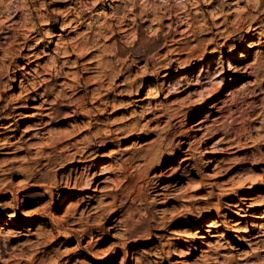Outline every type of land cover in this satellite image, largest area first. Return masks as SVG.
I'll return each instance as SVG.
<instances>
[{"label": "rangeland", "instance_id": "obj_1", "mask_svg": "<svg viewBox=\"0 0 264 264\" xmlns=\"http://www.w3.org/2000/svg\"><path fill=\"white\" fill-rule=\"evenodd\" d=\"M0 1L3 2L0 6L3 11V14L0 12V32L17 29L22 35L35 26L48 29L51 26L43 25L41 21L47 22L50 18L55 23L52 31H59L64 21L73 24L60 36L44 39L38 35L27 44L1 38L0 131L4 134L0 136V146L6 148L0 152V219L8 221V225L0 223V264H122L124 259V264H264L262 242L256 243L257 239L252 238L264 231V201L258 205L260 199L264 200V26L254 29L258 22L264 21V0H194L198 2L191 4L190 10L201 30L195 36L183 35V46L187 47L183 57L189 64L163 69L167 61L177 57L175 53L162 60L163 66H153L155 60L150 65L145 59L140 63L128 61L132 68L120 78L107 80L102 87L106 88L103 92L110 90L111 104L118 105L122 99L125 103L118 112H112L113 107L109 106L102 116L98 127L105 133L135 123L156 103H162L158 105L162 109L160 114L169 113L159 121L143 126L152 117L146 116L136 131L114 133L100 150L110 154L104 161L111 163L114 158H127L133 153L150 157L154 154L157 159L145 169L146 172L143 169L145 158L127 165L126 175L130 179L125 184L150 174L171 185L169 193L172 194L152 193L144 200L129 201L123 208L117 206L119 202L112 205V197L107 196L109 192H129L123 182L100 183L96 190H89L95 195V200L89 201L79 189H62V175L71 168L75 169L73 175L79 174L82 163L63 164L57 177L54 174L58 166L46 165L42 154L45 141L61 139L65 144L73 137H89V119L77 121L78 113L72 109L59 116H48L44 115L46 110L43 112L32 106L44 101L45 106L71 104L75 109L86 101L84 92L77 88H99L97 79L101 72L112 70L109 67L107 71V68L84 71L93 66L89 60L97 59L96 62L103 65L123 48L130 51L141 46L142 42L152 45L163 41L171 30L176 38H180V32L187 28L183 17L184 0ZM116 11L120 16L128 14L126 31L116 25L120 21L113 15ZM39 14L43 17L39 18ZM171 16L175 21H182L171 24ZM134 18H137L136 22ZM104 23L116 27L109 31L104 28ZM251 33H256V37L246 43ZM86 34L92 36L90 43L93 40L96 44L95 50L82 57L74 53L56 58V47H62L71 39L83 42ZM0 35L3 37L6 33ZM245 43L249 46L246 47ZM168 49L160 50V55H166ZM4 51L10 52L8 57H4ZM240 52L244 60H238ZM220 53L224 55L220 62H206V58L214 59ZM127 55L128 52L118 59L113 58L118 68ZM229 62L250 66L252 73L242 78L236 74L238 82L232 87L224 88L232 79L225 74L213 82H205L208 78H203L205 83L198 84L200 76L216 75L220 69L225 71ZM23 66L26 68L20 69ZM21 79L26 87L33 88L34 83L38 89L18 95ZM78 82L81 83L79 87ZM155 89L161 93L158 100L152 98ZM131 91H134L132 97L125 95ZM97 95L96 92L89 93L87 100H95ZM51 118L61 122L48 124L44 134L33 137L37 132L33 130L36 123L50 122ZM201 120L202 130L199 129L201 125H194ZM168 131L171 134L167 135ZM180 140L186 143L174 151L172 148ZM31 142L35 144L31 145ZM238 143L243 145L242 150H238L239 146L228 149ZM189 147L192 152L190 166L194 164L196 167L194 173L186 176L183 185L190 180L193 184L209 182L211 185L205 190L194 192L190 189L183 196L172 198L176 197L172 185L180 179L182 168L189 162H182L186 156L182 150ZM171 152L178 154L169 155L167 159L170 161L160 165V159ZM210 158L214 159L213 164L208 162ZM93 173L87 178L90 182L95 180L90 179ZM243 180L248 181L246 185L253 184L247 189V196H260L254 205L249 206L253 200H242L237 194L239 182ZM43 183L48 186H42ZM121 184L122 187H118ZM50 191L55 193L53 204L48 203ZM73 194L75 196L62 205L63 199ZM205 197L214 202L218 199L228 202L230 205L224 206L232 209L227 226L220 228L226 230L227 236L221 238L218 229L212 225L214 236L209 243L202 242L207 233L204 230L195 241L189 237L204 221L211 224L221 219L208 212L211 209L203 202ZM36 205L44 206L36 216L29 215ZM85 209L82 222L76 226L79 230L73 231L64 216L73 212L79 216ZM255 211L261 212L262 218L253 213L247 217L248 223L238 224L237 231H233L234 220ZM53 215H57L56 218ZM31 217L35 222L26 223ZM255 220L262 227L248 232ZM118 234V237L114 236ZM110 244H114L115 249L108 254ZM202 247L207 250L202 252Z\"/></svg>", "mask_w": 264, "mask_h": 264}, {"label": "bare ground", "instance_id": "obj_2", "mask_svg": "<svg viewBox=\"0 0 264 264\" xmlns=\"http://www.w3.org/2000/svg\"><path fill=\"white\" fill-rule=\"evenodd\" d=\"M197 2L198 1H194V0H184V16L183 17L185 19L184 21L187 24V28L183 29L182 32H180V34H181L180 38H176L175 33L173 32V30H171L169 32V34L165 35V37L163 36L164 37L163 41L160 40L163 43L162 46H161V43L159 41V42L152 44V45H149L147 43L145 44V42H142L141 46H139L138 48H135V49L131 48L130 51H128V49H126V48H123L122 50L118 51L119 53H116V55H114V57L117 58L118 56L123 55V54L128 52L127 58L125 60L122 59L123 61H122L120 68L117 67L118 64L117 65L115 64L116 62H114L115 61L113 59L114 57H112L111 59L109 58L110 60L105 59L106 60V61H104L105 64H103L104 66L101 64L102 62H96L97 59L89 60L88 63L93 64V66L86 67L84 71H89L90 68L91 69L95 68L97 70L99 68L100 69H102V68L106 69L107 68L106 69V71H107L109 67L112 70H111V72H103V71L101 72V74L99 75V77L97 79V83L99 85V88L98 87L94 88V89L77 88V89H79V91L84 92L83 97L86 99V101L79 104L78 106H76L75 109H73L74 107L71 104H61V105H57V106H54V105L45 106L43 103L44 101L42 103H40L39 105H33L32 106V107L41 109L43 112L46 110V113H44V115H48V116H51V115H54V117L59 116L63 112L65 113L66 110L72 109L73 111L78 113V117L75 118L77 121L85 122L87 119H89V123L91 126L87 127L88 130L84 129V130H87L89 132V134H90L89 137H83V138H77V139L75 137H73V139H71L70 141H68L65 144H63L64 141H62L61 139H57L54 142L45 141L46 146H45L44 150L42 151V154L45 157L44 159H46V161H47L46 162L47 166H50V165L58 166L56 171H55V174H54L55 177L59 176L60 171L63 169V164H65V165H67V164H79V163L83 164L81 167L82 168L81 172L79 174L73 175L72 172L75 169L71 168V169L67 170L66 175L65 174L62 175L61 181H62V184H64L62 189H67V188L79 189L80 191H83L85 193V196L89 197V201H92V200H95V195L90 193L89 190H96V187H99L100 183H102V182L114 183L117 181V183H118L120 181V182H123V186L126 189L130 190V191L128 190L129 192L125 193V192L121 191L120 193H118V192L107 193V196L109 195L112 197L113 204L112 203L111 204L115 205L119 202V204H117V206H119L120 208H123L129 201L144 200V199L148 198L149 196H151L152 193H155L156 195L172 194V193H169L170 189H171L170 183L165 179L164 180L161 179V177H158L157 175L146 174L145 176H143V178H141L139 180H135V181L130 180L128 184H125V182L130 179L126 175V172L128 169L127 165L129 163L134 164V163L138 162L139 159L145 158L146 162L143 165V169H144V172H146L145 169H147V167L150 164H153L157 159V157L154 154H152V156L150 157V156L141 155L139 153H133V154L129 155L127 158H121V157L120 158H114V159H112L113 163H111V161H104V159L106 157H109L110 154H107V153L100 151L104 147V145H107V143L111 140V139L108 140L107 138H110L111 136H113L114 133H125V132L136 131L137 129H139V125L142 124V120L144 118L146 119L149 115H152V117L147 119L143 123V126L154 123L156 121H159L161 117L169 115V113L167 112V113H161L160 114L159 111H162V109L160 106H159L160 108H158V105H160L162 103H156V104H153L152 106H150V108H148L147 111L144 113L143 117L141 119H139L138 121H136L135 123L126 124L122 127V129H119V128L110 129V130H108V132L105 133V131L101 130L100 127H98L99 123L103 119L102 116H104V114L107 112L109 106L113 107L112 112H118V110L120 108L124 107L125 103H124V99H122L118 102V105H115V103L111 104V101L109 100L110 90L107 89L106 92H103V90H105L106 88H102V87L105 86L107 80L114 79L117 77L120 78V76H122L124 73L128 72L133 66L131 64H128V61H133V62L137 61L140 63L142 60L145 59L147 65H150L152 63V61L155 60V63L153 62L154 63L153 66L156 64L160 65V64H162V60H167L170 57L169 56L170 54L175 53V54H177L176 58L170 59L169 61H167L165 63V65L164 64L160 65V66H163V65L165 66L163 69L174 68L176 65H177L176 67H180L181 65L188 63L189 62L188 59L183 57L184 50L187 47L183 46L184 42H182V40L185 37L183 35L189 33V35L195 36V35H197L198 30H201L200 26L197 27L198 24L196 25V19L191 14V10H190V5L196 4ZM2 3L3 2L0 1V6L2 5ZM0 12H2V14H3V11H0ZM113 15L115 17L117 16L118 19L120 20V21L118 20L119 24H116V25H120L119 29L121 31H126L127 28H125V26L126 25L129 26L128 25L129 22H127V20L130 19V18H128V14H124V15L120 16L116 11L113 13ZM146 15H147V13H146ZM15 16H18V14H15ZM66 16H67V14H66ZM38 17L42 18L43 15L39 14ZM176 17H178V16H176ZM178 18H180V17H178ZM27 20H28V18H27ZM133 21L136 22L137 18H134ZM171 21H172L171 24H173L175 22L178 23L179 21H182V20L178 19L175 21L174 17L171 16ZM41 22L43 23V25L45 24V25H48L51 27L48 29L43 28L42 26H37V27L35 26L33 29L32 28L31 29L25 28L28 30V33H24L22 35L19 34V31H17V29H13V31H11L8 28L9 30L7 29V30H3L0 32V34L3 32L6 33V35L3 37H1V35H0V42H1V38H5V40H10L12 38V40H13L12 42L19 41L18 44H21V43L27 44V43L31 42L32 40H34L38 35L43 36L44 39L50 38L51 36H58V35L60 36L62 34L61 32H66L68 30V28L73 25V24L70 25V23H68L67 21H66L67 23H65V21H64L61 24L59 31H52V27L55 25V23L52 22L51 18L47 22L45 20H42ZM103 25H105L104 28L106 30H109V31H111V30L113 31L114 28L116 27L112 23H104ZM25 26H26V24H25ZM262 26H264V21L261 20L260 22H258V25L254 27V29L261 28ZM4 28H5V26H4ZM105 29H103V31ZM176 30H177V28H176ZM98 33H100V32H98ZM87 34H86V36H87ZM251 34L252 35H250L246 39V43L251 41L254 37H256V33H251ZM114 36H116V32H114ZM21 38L24 40L21 41L20 40ZM84 38H85V36H84ZM91 38H92V36H91ZM91 38H90V36H87V38H85L86 42H84L85 40H83V42L82 41L79 42L77 40L73 41L72 39L68 40L67 42H65L63 44L62 47L61 46L56 47V51H55L56 55H57L56 58L58 59V56L65 58V57H68L74 53H78V55L80 57H82L86 54H90L93 50H95L94 46L96 45L93 43V40H92V43H90ZM49 42H51V41H49ZM246 43H245L246 47L249 46ZM166 47L170 48V49H168L169 50L168 53L166 55L161 56L160 50H162L163 48H166ZM10 52H11V50H10ZM10 52L4 51V57H8ZM60 54H62V56ZM32 55H34V54H31L30 56H32ZM93 58H96V57H93ZM160 58H163V59L159 60ZM223 58H224V55H222V53H220V56H217L214 59L206 58V62L210 63V64H215V63L223 60ZM238 60H244V55L242 52L239 53ZM116 61H118V60H116ZM62 62L64 64L65 60ZM21 68L23 69L26 67L23 66V67H20V69ZM153 72H154V70H153ZM238 73L240 74L238 76V78H242L244 76L250 75L252 73L251 67L240 65L239 62L238 63L229 62L227 70L224 71L223 69H220L216 75H209V76H205V77L200 76L198 84L203 85L205 82H213V80H216L225 74V75L232 76V79L230 81H227L226 86L224 88L232 87L235 84H237V82H238L237 81L238 78H236V74H238ZM88 78H90V77H85V79H88ZM203 78H206V79L208 78V79H207V81L203 82V80H202ZM17 81H19V80H17ZM20 82H21V84L19 85V89H18L19 91H17L18 95H21L23 91H26V94H30V93H32L38 89V88H36V84H34V83H32L34 86L33 88H28V87H26V85H24L22 83L23 82L22 79L20 80ZM80 84L81 83L78 82L77 87L81 86ZM245 84L246 83H244V86H246ZM247 87H248V85H247ZM148 90L150 91L152 89L149 88ZM223 90H225V89H223ZM95 92L98 94L97 97H95V100H92V101L87 100V95L89 93L95 94ZM122 92H125V91H122ZM178 92H180V91H178ZM133 93H134V91H131L130 93H125V95H130L132 97ZM160 96H161L160 91L155 89L153 91V97L152 98L158 100V98ZM122 98H125V97L123 96ZM210 98H212V97H210ZM16 115H17V113H16ZM50 120H51L50 122L47 120L37 122L36 126L33 127V130H37V132L34 133L33 137H35V136L38 137V134H44L43 130L46 128V126L48 124H50V123L57 124V123L61 122L60 120H56L55 118H51ZM92 121H94V123ZM201 122H203V120L196 122L194 125H197V126L201 125L199 127V129L202 130L203 128H202ZM84 130H81V132H84ZM3 134H4V131H0V136H2ZM169 134H171V131L167 132V135H169ZM30 138H32V137H29V139ZM222 139H224V137H222ZM185 143H186V141L180 140L174 146L175 148L173 147L172 149L174 151H177ZM30 144L33 145L35 143L31 142ZM235 146L240 147L238 150H242L244 148L241 143H238V145H230L228 147V149L233 148ZM5 148L6 147L0 146V152H2L1 150L5 149ZM48 148H50L49 151H48ZM183 151H184V154L186 156H185V158H183L182 162H188V161L189 162L187 164H185V167L182 168L183 174L180 177V179L172 185V187L176 191V197L171 196L172 198H177V197L183 196L185 194V192H187V190L189 191L190 189H192L194 192H197L199 190H205L206 187L211 185L209 182H204V184H201L200 182L193 184V183H191V180L187 182L188 184L186 186L183 185V183L185 182L186 176L194 173L193 168L196 167V165H194V164L192 166H190V164H191L190 161L192 158L191 157V155H192L191 148L189 147V148L183 149L182 152ZM173 154L176 155L178 153H176V152L168 153L167 157H162L160 159V161H161L160 165L167 164L170 161V159H167V158H169V155H173ZM208 160H209L208 162L210 164H213L215 162L214 159H212V158H210ZM92 171H94V173H93L92 177H90V179L95 178V180L94 181L92 180L90 182L89 179H87V178ZM51 180L54 181L56 179L54 177H51ZM72 182H73V184L70 187ZM94 182H97V183L94 185V184H92ZM247 183H248V181H244V180L239 182L240 187L238 189L239 192H237V194L238 195L240 194V198L242 200H245V199H248L249 201L253 200L252 202L249 203V206H250V205H254L255 202L257 203V201L259 202L260 196L259 195L247 196V193L249 191L247 189L253 187L252 183H251V185H246ZM54 184H57V182L55 181ZM41 185L47 187L48 183H43ZM118 187H122V184H121V186L119 185ZM48 191H49V189H48ZM73 196H75V194L70 195V196H66L62 201V205L66 204L67 201L69 200V198L73 197ZM258 196H259V198H258ZM54 199H55V193H54V191H52V192L50 191V200L48 201V203L53 204ZM202 200L205 204L208 205V208L211 209L208 212L209 213L210 212L215 213L221 219L214 220L211 224L208 223V221H204L195 230V232H193L190 235L188 233L187 235H189V237L192 241H195L198 237H200L199 234L202 232V230L207 231V233L205 235V239L202 242L203 243H209L210 238L214 236V229L212 230L210 228V226L213 225L214 228L218 229L217 230L218 235L221 238H225L227 236V232L225 229L220 230V228L227 226L228 221H230V219H228L230 212H232V209H230L228 207L230 204L228 202H224L221 199H218L216 202H214L213 199L209 198V197H205ZM263 201H264L263 199H260V203H258V205H262ZM224 204H227L228 206H224ZM43 206L36 205V207H33L29 211L30 212L29 215L36 216L40 212V210L43 208ZM85 212H86V209L83 210L79 214V216H77V214H78L77 212H73L71 214H67L64 216L65 219L72 226L71 229L73 231L79 230L78 228H76V226L82 222ZM253 213H254L255 217L262 218V216H263V215H261V212H259V211H255V212H251V213H245L242 215V217H243L242 219L233 221V223H232L233 224V231L234 230L237 231L238 224L248 223L247 217L249 215H252ZM56 216L57 215H53V217H55V218H56ZM34 220L35 219H33V217H31L30 219H28V221H26V223L32 224L33 222H35ZM7 222H4V219H0V223L8 225ZM252 225H253V228L249 229L248 232H254L256 230V228L262 227V225H260V223L257 220H255ZM114 236L118 237L119 234L114 235ZM252 238L257 239L256 243L262 242V251H264V231L257 233ZM114 249H115L114 244H110L108 246L107 253L108 254L111 253ZM200 250L202 252H205L207 249H204V247H202ZM175 254L177 256H180L177 253H175ZM124 260H123L122 264L125 263Z\"/></svg>", "mask_w": 264, "mask_h": 264}]
</instances>
